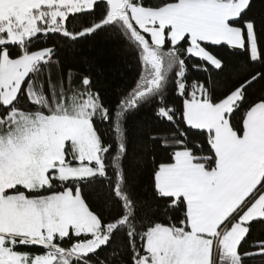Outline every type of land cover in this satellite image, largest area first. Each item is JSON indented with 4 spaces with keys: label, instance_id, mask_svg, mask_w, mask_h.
Returning a JSON list of instances; mask_svg holds the SVG:
<instances>
[{
    "label": "snow or ice",
    "instance_id": "snow-or-ice-1",
    "mask_svg": "<svg viewBox=\"0 0 264 264\" xmlns=\"http://www.w3.org/2000/svg\"><path fill=\"white\" fill-rule=\"evenodd\" d=\"M259 82L264 0H0V264H264Z\"/></svg>",
    "mask_w": 264,
    "mask_h": 264
},
{
    "label": "trees",
    "instance_id": "trees-1",
    "mask_svg": "<svg viewBox=\"0 0 264 264\" xmlns=\"http://www.w3.org/2000/svg\"><path fill=\"white\" fill-rule=\"evenodd\" d=\"M51 39H55L58 42H60L61 44L64 43V41L61 40V38L59 36L52 37ZM37 46L40 47V46H43V45L37 44ZM103 50H104L103 41H86V42H84L83 47L79 49V51L81 53V56L83 58H89V57H92V56H95V55H99ZM105 59H106V63H107L108 62V58L106 57ZM101 71H104V70L102 69ZM234 71H236V72H240L241 71L239 65L236 66ZM57 75H58V73L56 72L55 69H53L52 70L53 78H56ZM194 75L199 76L200 74H194ZM262 85H264V82H259V83L254 85L253 90L256 92L257 95L261 94V92H264V86H262ZM145 188H147V185H145ZM261 227H262L261 225H257V229H259Z\"/></svg>",
    "mask_w": 264,
    "mask_h": 264
}]
</instances>
